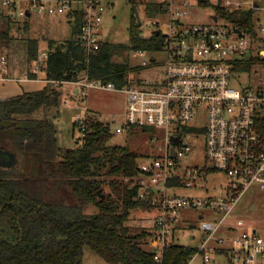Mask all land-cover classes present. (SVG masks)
Masks as SVG:
<instances>
[{"label":"built area","instance_id":"2783aa9c","mask_svg":"<svg viewBox=\"0 0 264 264\" xmlns=\"http://www.w3.org/2000/svg\"><path fill=\"white\" fill-rule=\"evenodd\" d=\"M147 2L160 3L161 7L148 21L160 36L157 49L164 54L159 77L117 87L112 82L90 79L85 73L70 82L76 85L80 98H84L89 87L125 93V122L116 127V132L147 126L163 129L161 140L153 144L154 150L138 158L140 174L124 177L131 181L130 185H139V196L150 199L152 204V213L144 218L145 222L137 218L136 225L154 232L156 260H161L164 246L175 239L174 224L179 212L194 209L202 212L199 225L191 229L204 234L194 255L200 253L207 260L217 248L208 245L210 239L224 227L233 232L232 245L227 248L231 264H264V226L262 230L257 226L246 228L242 217L233 216L245 190L252 184L264 187V86L242 88L236 84L232 67L234 61L248 57L252 34L247 26L229 16L251 8L263 10V0H214L222 11L213 9L210 23L194 20L201 7L199 0H141L146 15ZM112 7L113 0H0V10L8 8L9 14L14 11L19 19L31 13L59 15L80 11L78 38L87 54L99 48L97 29ZM257 27L264 31V24ZM133 51L141 57L142 65L158 62L157 57L146 55V48ZM47 58L46 49L38 51L32 71H44ZM6 65V55L1 54L0 69ZM85 112L74 119L80 131L76 137L85 133ZM199 135L203 138L206 163L184 164L193 136ZM210 174H214L218 192L177 191L208 189ZM216 240L222 243L224 236L219 235Z\"/></svg>","mask_w":264,"mask_h":264},{"label":"trees","instance_id":"16d2710c","mask_svg":"<svg viewBox=\"0 0 264 264\" xmlns=\"http://www.w3.org/2000/svg\"><path fill=\"white\" fill-rule=\"evenodd\" d=\"M199 1L222 11L211 0ZM145 7L147 14H155L161 8L155 2H147ZM30 16L23 18L25 32ZM67 16L73 18L71 36L61 41L46 40L47 79L70 81L86 73L90 79L112 82L117 87L141 82L129 78L132 68L126 60H117L115 56L139 47L159 48L158 34L142 36L133 13L127 43L101 40L99 48L87 54L78 38L82 13L77 10ZM229 16L249 28L254 49L259 34L257 10L251 8ZM25 38L28 56L34 59L41 37ZM259 58L260 55H248L234 61L232 75L236 84L242 88L252 86L248 78L252 63ZM58 97L57 90L45 86L0 99V146L8 148L5 145L9 141L22 154L36 156L39 173L32 176L16 170L15 165L9 168L0 165V264H83L85 245L107 264H187L196 246L170 242L164 246L161 260H156L155 246L148 249L143 245L148 238L155 241L154 232L143 227L132 232L126 223L131 211H153L150 199L139 196L140 186L124 181V177L140 174L138 158L143 154L126 145L106 144L110 136L108 127L89 119L76 145L62 148L53 121L31 114L42 106H56ZM73 125L75 128L74 122ZM56 172L64 178L75 202L68 204L58 195H46L50 176ZM105 186L110 190L106 191ZM86 204L93 205L95 211L85 214Z\"/></svg>","mask_w":264,"mask_h":264},{"label":"rangeland","instance_id":"374dc122","mask_svg":"<svg viewBox=\"0 0 264 264\" xmlns=\"http://www.w3.org/2000/svg\"><path fill=\"white\" fill-rule=\"evenodd\" d=\"M211 1L213 2L214 0ZM261 3L264 5V0ZM134 5L139 11L141 23L137 25V27L140 34L146 37L150 36L155 30V27L148 21H150V19L155 15L154 13L148 15L144 13L141 0H113V7L106 11L104 14V20L97 29L99 38L101 40H109L112 42L127 43L129 40L131 15L134 13ZM15 10H17V8ZM9 12L10 10L8 8H4L2 10V13L6 15L4 17L6 23H8L9 19L8 24L11 26V30H9V32H12L11 36L14 39H23V37L26 36H39L41 37L39 44L41 46H45L47 45V38L52 37L55 38L56 41H61L62 39L69 38L71 36L73 18H70V16H67L65 13L59 15H39L31 13L29 18L32 21L33 30L24 34V19H19L18 14L14 11H11V15ZM212 12L213 8L211 5H201L198 9V14L194 16V20L210 23L212 20L209 15ZM41 21H44L45 24ZM256 22L257 26L264 24V9L257 11ZM27 23L30 22L28 21ZM46 25H48V28ZM258 33V40L254 42V49H250L248 51V55H260V58L252 63L251 73L248 80L253 86H264V31L259 30ZM146 55L150 58L157 57L158 62H151L148 65H142L141 57L135 54L133 50H124L116 55L115 58L122 61L126 60L128 65L132 68V70L128 72L129 78H138L142 82L146 83L159 77V74L164 67V54L158 49H147ZM59 82L53 83V86L55 89L62 88L63 90L61 89L62 93L61 96H59V103L56 107H53L54 109L52 110L53 113H55V116H51L53 113H50V116L54 126L56 127L58 144L62 148L74 147L76 145V139L81 137H76V135H80V131L77 126L74 128L73 122L75 121L74 119L76 116L83 114L85 111H87L85 114L90 122L98 120L108 127L110 131V136L106 141V144L108 145H126L131 150L144 154L152 152L154 150L153 144L161 140L160 136L163 129L159 126H147L145 128L133 127L127 131L116 132V127L125 122L123 114L125 107V93L123 91L89 87L84 98H80L77 90H74V88H76L75 84H72L70 81H62L61 84ZM55 111L58 112L56 113ZM191 143L192 149L185 155V158H183V163L200 166L205 164L206 160L202 136H193ZM5 146L15 150L12 143L9 141ZM17 155L18 160H16L13 164L15 165L14 167L16 170L32 176H39L36 156L25 155L22 153H17ZM213 176L214 174H210L208 177L209 182L206 183L208 189L200 187L194 190L178 188L177 191L182 194H214L218 192V188L215 186ZM50 177L51 178L49 179V183L46 187L47 196L53 197L58 195L61 200L68 204L76 201L71 197L64 178H61L57 172L53 173ZM105 187L106 191L110 190L108 186ZM252 205H255L256 207L251 208ZM83 211L88 215L95 211V207L91 204H86L83 206ZM201 212L202 211L194 209H185L179 212L178 218L174 224V242L192 246L199 245L201 239L204 237V234L198 230L192 231L191 227L199 225V215ZM204 212L206 213L207 211ZM150 213L151 211H131L126 220V223L130 226V231L135 232L142 229V227L136 225V220L137 218H141L143 222H145L144 218ZM233 216L242 217L247 222L246 228L257 226L260 230H262L264 226V187L252 184L247 190H245L234 207ZM205 218L210 219L208 216H205ZM219 235L224 236V241L222 243H218L216 240V237ZM232 235L233 232L221 227L208 243L209 246L217 247L209 255V258L207 260H203L202 254L197 253L191 260L188 261L187 264H231L228 259L229 250L220 247H231ZM143 245L144 247L151 249L152 241L150 240L149 242L147 239V243H144ZM83 264L107 263L96 251L85 245L83 249Z\"/></svg>","mask_w":264,"mask_h":264},{"label":"crops","instance_id":"0c3cea01","mask_svg":"<svg viewBox=\"0 0 264 264\" xmlns=\"http://www.w3.org/2000/svg\"><path fill=\"white\" fill-rule=\"evenodd\" d=\"M2 10L3 9L0 10V55L1 54L6 55L7 65L4 70L0 69V99L18 95L23 93L24 91L38 90L45 86H49V88H54L53 83H58L59 81H55V82L47 81L46 80L47 78L45 76V71L43 70L37 73L32 71L33 59L29 58L28 56L27 41L23 36H22L23 39L22 38L14 39L11 36L12 32H9V30H11L10 28L11 26L8 24L9 21L8 23L5 22L4 17L6 15L2 13ZM41 22L44 23V21ZM29 25L30 26L27 32H25L24 29L23 31L24 34H27L31 30H33L32 29L33 24L31 20ZM46 27L48 28V25H46ZM46 48L47 45L41 46L39 44V51L45 50ZM59 83L61 84L62 81H60ZM61 89L59 88L55 89L59 92V96H61L62 93ZM74 90H76V88H74ZM58 103H59V97H58ZM53 107L56 106H52V107L42 106L36 109L35 111H33L31 114L37 118L47 117L51 119V116L53 117L55 116V113H53L52 111L54 109ZM58 111L55 112L57 113ZM50 113L53 114L50 116ZM13 151L18 160L17 153H22V152L17 150H13ZM148 240L150 242V238H148ZM154 245H155L154 242H152V247H154ZM220 248L227 249L225 246H222Z\"/></svg>","mask_w":264,"mask_h":264},{"label":"water","instance_id":"95a60500","mask_svg":"<svg viewBox=\"0 0 264 264\" xmlns=\"http://www.w3.org/2000/svg\"><path fill=\"white\" fill-rule=\"evenodd\" d=\"M134 15L136 18V24L139 25L141 23L140 21V16H139V11L136 6H134ZM156 34L158 33L157 31L155 32ZM17 158L15 153L8 149V148H3L0 146V165L4 168H9L11 167L15 162ZM255 205H252L251 208H255Z\"/></svg>","mask_w":264,"mask_h":264}]
</instances>
